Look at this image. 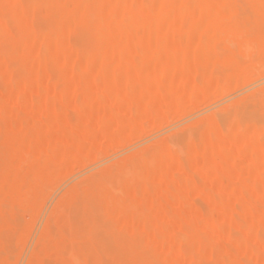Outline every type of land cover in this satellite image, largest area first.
Masks as SVG:
<instances>
[{"label": "rangeland", "instance_id": "obj_1", "mask_svg": "<svg viewBox=\"0 0 264 264\" xmlns=\"http://www.w3.org/2000/svg\"><path fill=\"white\" fill-rule=\"evenodd\" d=\"M263 20L0 0V264H264Z\"/></svg>", "mask_w": 264, "mask_h": 264}, {"label": "bare ground", "instance_id": "obj_2", "mask_svg": "<svg viewBox=\"0 0 264 264\" xmlns=\"http://www.w3.org/2000/svg\"><path fill=\"white\" fill-rule=\"evenodd\" d=\"M256 4H257V3H256ZM259 6H260V5H259ZM176 10H178V9H176ZM261 11H262V10H261ZM260 14H261V13H260ZM1 21H2V19H1ZM263 21H264V20H263ZM2 22H3V21H2ZM0 26H3V25L1 24ZM261 27H262V26H261ZM1 28H2V27H1ZM42 66H43V65H42ZM43 71H44V69H43ZM120 76H121V75H120ZM124 79H125V77H124ZM124 79H123V80H124ZM117 80H118V79H117ZM120 80H121V79H120ZM123 80H122V81H123ZM126 81H127V80H126ZM126 81L124 80V82H122V84L125 83ZM118 82H119V80H118ZM120 83H121V82H120ZM118 85H119V84H118ZM109 86H110V85H109ZM115 86H116V85H115ZM115 88H116V87H115ZM205 88H206V87H205ZM205 88H204V89H205ZM16 90H17V89H16ZM17 91H18V90H17ZM18 92H19V91H18ZM136 96H137V95H136ZM14 98H15V97H14ZM14 98H13V99H14ZM100 104H101V103H100ZM100 106H101V105H100ZM175 106H176V105H175ZM15 109H16V108H15ZM14 111H15V110H14ZM14 111H13V112H14ZM63 112H65V111H63ZM61 113H62V112H61ZM12 116L14 117V114H13V113H12ZM62 117H63V115H62ZM18 119H19V118H18ZM18 119L15 120V121L17 122ZM114 119H115V118H114ZM8 124H9V123H8ZM14 126H15V124H14ZM7 127H8V126H7ZM8 128H9V127H8ZM133 128H134V127H133ZM137 129H139V128H137ZM101 130L104 131V128H103V126H99V124H98V126L95 127V129H94V131L97 132V133L100 132ZM12 131H13V130H12ZM94 131H93V132H94ZM134 131H136V130H134ZM100 133H101V132H100ZM0 137H1V139H3V136L0 135ZM4 139H5V138H4ZM212 141H213V140H212ZM68 142H69V141H68ZM71 142H73V141H71ZM69 143H70V142H69ZM215 143H216V142H215ZM67 144H68V143L66 142V145H67ZM72 144H73V143H72ZM72 144H71L70 146H72ZM64 145H65V144H64ZM68 145H69V144H68ZM216 145H217V144H216ZM73 146H74V144H73ZM73 146H72V147H73ZM86 146H88V144H87ZM62 147H63V146H62ZM72 147H71V148H72ZM74 147H75V146H74ZM82 147H83V146H82ZM210 147L212 148L211 145H210ZM64 148H65V147H64ZM80 148H81V147H80ZM80 148H79V149H80ZM84 148H85L84 150H85V152H86V147H84ZM88 148H89V146L87 147V149H88ZM61 149H63V148H61ZM66 149H68L67 146H66ZM69 149H70V148H69ZM82 149H83V148H82ZM213 149H214V147H213ZM71 150H72V149H71ZM84 150H82V152H81L82 154H83ZM62 151H63V150H62ZM85 152H84V153H85ZM59 153H61L60 150H59ZM91 153H92V152H91ZM85 155H86V154H85ZM89 155H90V153H89ZM202 155H203V154H202ZM169 157H170V156H169ZM199 157H201V156H199ZM223 157H224V156H223ZM226 157H227V156H226ZM201 158H202V157H201ZM199 159H200V158H199ZM224 160H225V158H224ZM220 161H221V160H220ZM225 161H226V160H225ZM169 162H170V161H169ZM223 166H224V165H223ZM225 167H226V166H224V168H225ZM231 169H232V168H231ZM177 171H178V170H177ZM179 172H180V171H179ZM211 172H212V171H211ZM188 173H189V172H187V174H188ZM225 174H226V173H225ZM225 174H224V175H225ZM188 175H189V174H188ZM220 175H221V174H220ZM185 176H186V175H185ZM191 176H192V175H191ZM209 176H210V175H208V177H209ZM214 177H215V176H214ZM216 177L219 178V175L216 176ZM189 178H190V177H189ZM224 178H225V176H224ZM157 179H158V178H157ZM190 179H191V178H190ZM219 179H222V180H223L222 175H221V178H219ZM225 179H226V178H225ZM225 179H224V180H225ZM161 180H162V179H161ZM211 180H212V179H211ZM216 180H218V179H216ZM222 180H221V181H222ZM207 181H208V180H207ZM213 181H215V179H214ZM218 181H219V180H218ZM221 181H220V182H221ZM225 181H226V180H225ZM227 181H228V180H227ZM227 181H226L225 183H224V181H223V183H222V182H221V183L224 184V185H225L226 183L229 184ZM229 181H230V179H229ZM201 182H202V181H201ZM208 182L210 183L211 181H208ZM205 183H206V182H205ZM214 183H215V182H214ZM221 183H220V184H221ZM200 184H201V183H200ZM202 184H203V183H202ZM212 184H213V182H212ZM157 185H158V184H157ZM190 185H191V183H190ZM194 185H195V184H194ZM194 185H191V187L194 186ZM196 186H197V188H198V185H196ZM225 186H227V185H225ZM228 186L231 188V185H228ZM162 187H163V186H162ZM184 187H186V186H184ZM165 188H166V187H165ZM199 188H200V187H199ZM230 188H229V190H230ZM232 188H233V187H232ZM157 189H159V188H157ZM168 189H169V188H168ZM205 189H206V188H205ZM210 189H211V188H210ZM185 190H186V189H185ZM181 191H182V190H181ZM205 191H207V190H205ZM209 191H210V190H209ZM158 192H159V191H158ZM196 192H197V191H196ZM200 192L203 193L202 191H200ZM210 192H211V191H210ZM204 193H205V192H204ZM207 193H209V192H207ZM171 194H172V193H171ZM175 194H176V193H175ZM186 194H187V193H186ZM192 194H193V192H192ZM194 194H195V193H194ZM205 194H206V193H205ZM255 194H256V193H255ZM184 195H185V194H184ZM184 195H183V196H184ZM200 195H201V194H200ZM202 195H203V194H202ZM185 196H186V195H185ZM223 196H224V195H223ZM225 196H226V195H225ZM254 196H255V195H254ZM254 196H253V197H254ZM174 197H175V196H174ZM176 197H177V196H176ZM203 197H204V195H203ZM170 198H171V197H170ZM204 198H206V197H204ZM255 198H256V197H255ZM255 198H253V199H255ZM173 199H174V198H173ZM178 199H179V198H177V202H178ZM185 199H186V198H185ZM232 199H233V198H232ZM257 199H258V197L256 198V200H257ZM171 200H172V199H171ZM175 200H176V198H175ZM225 200H226V199H225ZM221 201H222V200H221ZM175 203H176V202H175ZM219 203H220V202H219ZM225 204H226V203H225ZM225 204H224V205H225ZM170 205H171V204H170ZM172 205H173V204H172ZM159 207H160V206H159ZM186 207H189V206H186ZM191 207H192V206H191ZM191 207H189V208H191ZM225 207H226V205H225ZM228 209H231V208H228ZM191 210H192V209H191ZM188 211H189V210H188ZM188 211H186V212H188ZM192 211H193V210H192ZM230 211H231V210H230ZM226 212L229 213V211H226ZM193 213H194V212H193ZM229 214H230V213H229ZM200 216H201V215H200ZM231 216H232V215H231ZM198 217H199V216H198ZM201 217H202V216H201ZM202 218H203V217H202ZM199 219H201V218H199ZM175 220H176V219H175ZM129 222H130V221H129ZM131 222H132V221H131ZM133 222H134V221H133ZM135 222H136V221H135ZM138 222H139V221H138ZM171 222H172V221H171ZM171 222H170V223H171ZM176 223H177V222H176ZM129 224H130V223H129ZM134 224H136V223H134ZM172 224H173V222H172ZM131 225H132V224H131ZM138 225H139V224H138ZM140 225H141V223H140ZM167 225H168V224H167ZM201 225L203 226V222H202ZM152 227H153V225H152ZM138 229H139V228H138ZM160 230H161V229H160ZM148 233H150V232H148ZM150 237L152 238V236H150ZM150 237L148 236L149 239H150ZM154 239H155V238H154ZM171 239H172V238H171ZM156 240H157V239H156ZM156 240H155V241H156ZM152 241H153V240H152ZM195 264H196V263H195ZM239 264H242V263H239Z\"/></svg>", "mask_w": 264, "mask_h": 264}]
</instances>
